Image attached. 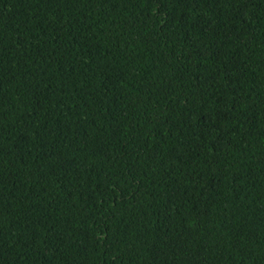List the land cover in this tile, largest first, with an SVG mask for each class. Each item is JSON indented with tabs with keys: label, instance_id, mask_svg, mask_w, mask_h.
<instances>
[{
	"label": "trees",
	"instance_id": "obj_1",
	"mask_svg": "<svg viewBox=\"0 0 264 264\" xmlns=\"http://www.w3.org/2000/svg\"><path fill=\"white\" fill-rule=\"evenodd\" d=\"M0 264H264V0H0Z\"/></svg>",
	"mask_w": 264,
	"mask_h": 264
}]
</instances>
